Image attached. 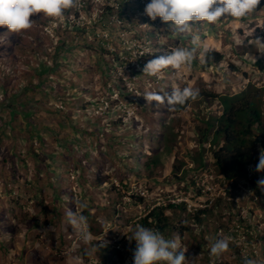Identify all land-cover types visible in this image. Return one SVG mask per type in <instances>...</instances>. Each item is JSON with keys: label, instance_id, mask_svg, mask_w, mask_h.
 Segmentation results:
<instances>
[{"label": "rangeland", "instance_id": "rangeland-1", "mask_svg": "<svg viewBox=\"0 0 264 264\" xmlns=\"http://www.w3.org/2000/svg\"><path fill=\"white\" fill-rule=\"evenodd\" d=\"M106 5L87 0L80 8L75 0L62 19L35 14L24 32L0 28V264H99L102 255L111 258L104 264H133L125 253L135 250L131 237L142 219L155 207L179 203L186 207L164 215L177 229L190 230L164 236L180 237L188 264H240L238 250L264 264L262 189L223 181L212 165L213 173L200 170V155H211L208 145L204 154L198 147L194 130L221 111L217 98L200 97L208 89L222 96L249 82L264 84V72L254 66L264 58L257 43H264V9L245 20L196 22L182 35L157 18L160 32L153 40L163 48L154 55L177 47L196 48V55L190 66L149 76L118 63L122 52L98 48L108 44L116 51L117 31L129 27ZM135 6L128 4L125 17ZM133 22L140 37L151 29ZM101 28L109 42L95 40ZM193 35L199 45L192 44ZM205 49L223 55L217 67L200 68ZM185 88L199 94L176 111L178 104L166 96ZM149 92L154 100L145 99ZM118 119L122 123L113 125ZM69 208L87 217L82 228L67 222ZM201 209L209 213L199 222L194 215ZM99 237L104 247L94 253ZM218 238H228L229 249L212 254Z\"/></svg>", "mask_w": 264, "mask_h": 264}, {"label": "clouds", "instance_id": "clouds-1", "mask_svg": "<svg viewBox=\"0 0 264 264\" xmlns=\"http://www.w3.org/2000/svg\"><path fill=\"white\" fill-rule=\"evenodd\" d=\"M77 1L80 8L84 7V4H87V0ZM97 1L100 2V0ZM110 1H113V4ZM144 1L145 4H142L140 0H127L128 4L134 3L136 6L133 12L125 17L124 12L127 10L128 4L124 7L123 4H121L122 6L119 5L120 0H109L107 3L109 7L123 12L121 18H119L120 13L119 15L117 14L118 22H125L129 27H124L122 32L117 31V40L119 41V44L116 45L117 50L115 51L113 48L109 49L107 44L105 49H108V52L104 53L122 52L125 54L123 57L120 58L119 54L116 55V61L118 63L121 65L138 66L139 70L132 71V74L149 76H157L162 70L169 67L181 69L182 67L190 66L196 55V48L186 47H177L175 50L165 55H154L155 52L158 54V51L163 48L159 45L158 39L153 40L154 35L160 32L157 18H159L162 23L167 24L169 29L174 30L175 34L182 35L188 33L194 25H196V22H204V24L212 25L217 23L221 17H225L226 19L227 17L231 19L245 18L255 11L261 3V0ZM74 3L75 0H0V28L6 27L9 33L24 32L25 30L31 29L33 26L34 21L30 19V17L35 14H43V17L48 18L62 19L65 10L70 8L74 9ZM139 19L144 23L143 25L147 27L150 26L149 28H151L144 31L142 37H140L137 30L133 28V20ZM99 33L101 36L97 35L95 40L101 43H103V41L109 42V35L105 28H101ZM126 38L128 39L127 43L124 42ZM199 43V36L193 35L192 44L199 45ZM257 43L264 46V43L259 39ZM207 50L205 49V51ZM256 84L259 87H264V84ZM198 94V90L185 88L173 92L169 99L173 104H184L189 98L194 99ZM155 98L156 94L154 93L149 92L145 94V99L147 101L154 100ZM206 145L209 147V144ZM210 159L208 160L216 171L212 156ZM210 166L199 167L200 170H208V172L213 173ZM256 170L258 172L264 171V148L260 149ZM216 173L223 180V177L217 171ZM237 181L241 180L230 181V183L234 184ZM257 183L259 186H264V179H260ZM195 189L200 196L207 195V192H204L199 185H197ZM80 206L86 207L85 204H81ZM66 218L67 222L76 228H82L87 222L86 216L77 214L71 208L66 212ZM97 239L99 247L97 242L92 248L94 253H98L99 248L104 247L103 238L99 237ZM131 240H134L136 243V248L133 253V264H188L184 246L178 236L175 238H166L158 229L138 226ZM228 249L229 239L218 238L211 246V253L222 254ZM245 264H255V262L253 260H247Z\"/></svg>", "mask_w": 264, "mask_h": 264}, {"label": "trees", "instance_id": "trees-1", "mask_svg": "<svg viewBox=\"0 0 264 264\" xmlns=\"http://www.w3.org/2000/svg\"><path fill=\"white\" fill-rule=\"evenodd\" d=\"M108 3L109 0H106ZM122 2V3H121ZM123 4L127 6V0H121L119 5ZM86 6V4H84ZM122 6V5H121ZM123 7V8H124ZM71 9V8H70ZM65 10V14H68L69 10ZM111 7L106 5V10H110ZM264 9V0L258 5L255 12ZM120 11V10H119ZM118 11V12H119ZM123 14L120 11V16ZM248 17H246L247 19ZM123 19V18H122ZM125 20V19H123ZM241 20H245L242 18ZM98 48L101 52H108L105 50V45H99ZM245 50V49H243ZM243 55V53L241 54ZM223 55L213 49L203 51L202 60L200 61V68L202 70L208 69L210 66H218ZM254 66L259 72H264V58H258L254 62ZM232 69L235 67L231 66ZM38 84H32L28 89L33 90L37 88ZM33 87V88H32ZM172 90H170L166 96V100L171 96ZM204 100L214 101L215 98L220 103L221 111L215 117H209L202 119L197 131V145L201 148L203 154L205 153L204 146L209 144V153L214 161L216 171L223 177L226 182L241 180L248 185V188L262 189L259 194L260 198L264 200V186H259L258 181L264 179V171L258 172L256 166L258 164L260 149L264 148V87L257 86L256 83H249L245 89L237 92L224 94L222 96L208 89V92H204L201 96ZM188 105V100L184 104H178L176 111L184 109ZM7 107L3 108L5 110ZM147 111V109H145ZM122 119L112 122L113 125H120ZM211 164L208 159H204L202 155L199 157L200 167H209ZM192 187L194 184L192 183ZM195 188V187H194ZM220 200V199H219ZM186 207L185 203L169 204L166 206H158L152 209L148 217H145L141 221V226L158 229L163 235H171L175 231L182 234L184 231H189L188 227L180 224L177 229L173 226L168 217L164 215L165 209L182 210ZM208 209H201L196 211L194 218L196 221H202L204 214H208ZM148 220H150L148 222ZM244 219H241V221ZM201 224V223H199ZM223 225L216 228V230H223ZM232 235H236L235 233ZM248 235V234H247ZM249 236V235H248ZM104 251V249L102 250ZM134 248L130 247L126 251V255H132ZM122 259V255L118 253ZM101 263L104 264L107 260V255H102ZM237 258L240 264H245V261L250 260L243 258L240 255V251H237ZM209 256L205 258V261L209 262Z\"/></svg>", "mask_w": 264, "mask_h": 264}, {"label": "built area", "instance_id": "built-area-1", "mask_svg": "<svg viewBox=\"0 0 264 264\" xmlns=\"http://www.w3.org/2000/svg\"><path fill=\"white\" fill-rule=\"evenodd\" d=\"M140 2H141L142 4H145V1H144V0H140ZM124 42L127 43V42H128V39L126 38V39L124 40Z\"/></svg>", "mask_w": 264, "mask_h": 264}]
</instances>
